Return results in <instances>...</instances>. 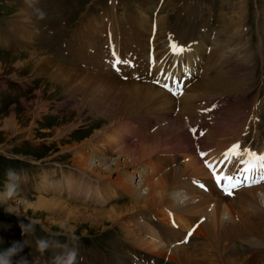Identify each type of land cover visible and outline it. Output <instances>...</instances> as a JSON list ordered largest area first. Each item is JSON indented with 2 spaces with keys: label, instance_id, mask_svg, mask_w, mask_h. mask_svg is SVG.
Wrapping results in <instances>:
<instances>
[{
  "label": "rangeland",
  "instance_id": "rangeland-1",
  "mask_svg": "<svg viewBox=\"0 0 264 264\" xmlns=\"http://www.w3.org/2000/svg\"><path fill=\"white\" fill-rule=\"evenodd\" d=\"M35 8L46 16L39 19ZM63 19L66 26H71L68 30L63 28ZM203 25L209 32H199ZM0 30L4 36L10 34L0 38V192L4 191L6 169L13 168L22 175L18 194L0 205V251L14 242L24 244L22 252L12 258L13 264H18L21 257L29 264H52L54 251L41 256L36 250V239L56 238L50 233L61 232V225L74 229L80 237L78 264H84L87 256L94 257V264H118L123 243L132 244L146 259L141 260L139 252L126 245L123 252L138 257L132 264H151L152 260L154 264H264V248L254 247L257 241H225L218 222L227 217V205L235 224L245 222L242 226H249L250 207L244 203L257 207L258 214L264 206V185L232 191L226 196L218 191L217 195L205 193L199 185L204 175L190 174L185 165L192 155L199 158L205 170L208 162H202L192 146L190 151H182L176 145L181 134L191 141L201 137L205 152L216 153L211 148L218 150L220 144L230 141L235 120H243L252 109L257 115L253 119L256 125L249 126L245 140L251 150L260 153L264 139V0H35L33 7L27 0H0ZM43 33H62L57 55L51 51L56 49L55 40L45 42ZM11 39L20 46L13 47L15 52L2 45ZM166 39L171 45L186 46L181 53L170 48L164 61L165 55L160 56L161 41ZM191 42L193 47H188ZM162 46L166 48V44ZM203 51L208 55L210 69L207 60L204 64L202 60L201 65H206L208 71L200 65L199 75L197 62L196 73L183 95L182 90L169 95L166 89L178 86V82L168 72L187 71L196 56L205 54ZM149 71L161 78L165 74V79L153 81L147 75ZM129 85L151 86L156 92L147 99L151 100L149 103L145 99L136 102L128 96L116 99L117 90ZM93 87L96 90L91 94ZM218 95L224 99L215 109L213 100ZM112 101L116 103L113 111ZM130 104L140 106L141 111L115 122L108 130L104 128L115 115H123L118 112ZM122 126L130 129L125 132L119 129ZM110 133H117L118 138H109ZM149 137L161 141L152 155L139 156L135 164L120 155L121 147L134 149L140 139ZM178 152L184 153L186 161H182L183 156H176ZM85 159L94 161L95 173H100L101 178L92 180L90 174H82L78 161ZM101 161L111 170L105 171L106 165L102 166ZM116 161L119 168L114 165ZM142 163H152L156 168L143 172ZM138 168L144 184L140 192L161 183L160 188L169 189L159 188L168 205L177 207L188 198L189 206L201 204L205 197L210 203H220L222 198L215 220L219 230H213L215 225L208 220V227H200L199 232L197 227L205 218L201 215L193 217L192 233L181 234L166 233L169 226L163 223L156 228L145 215L134 221L136 214H146L148 208L133 213L124 211L114 217L111 210L130 199L124 186L137 185L138 177L133 173ZM187 189L189 194H181L178 200L177 194ZM38 201H42L41 206ZM29 221L37 222L34 234H24L20 227ZM143 222L145 228L148 226L146 231L140 227ZM156 233L172 237L173 242L184 234L191 240L186 246L182 243L172 247L173 242L162 243ZM58 238L63 242V235ZM94 243H99L104 252L92 248Z\"/></svg>",
  "mask_w": 264,
  "mask_h": 264
},
{
  "label": "bare ground",
  "instance_id": "bare-ground-1",
  "mask_svg": "<svg viewBox=\"0 0 264 264\" xmlns=\"http://www.w3.org/2000/svg\"><path fill=\"white\" fill-rule=\"evenodd\" d=\"M184 55V54H183ZM185 56L188 58L189 55L186 53ZM28 57V56H27ZM37 60V57H35ZM30 59L33 61L34 58L33 57H30ZM159 61V60H158ZM37 62V61H35ZM158 65V64H157ZM218 77V76H217ZM216 77V78H217ZM211 78L209 79V82H211ZM208 84V83H207ZM202 85V84H201ZM91 86V85H89ZM142 86V85H141ZM205 86V85H204ZM212 86V85H211ZM105 87V86H104ZM201 87V86H200ZM86 89V88H85ZM96 88L93 87V90L91 92V94L93 92H95ZM111 90V89H110ZM118 93L116 92V99H120L118 96H125V97H133V99L138 102V101H142L143 99H145L146 103H149L151 102V100H147L148 98H151L154 94V92H156V89L154 87H148V86H143V87H139V86H136V88H133L132 86L129 85L125 87V89H118L117 90ZM145 91L147 93H145ZM159 91V90H158ZM111 94V93H110ZM165 94V93H164ZM114 97H115V92L112 94ZM166 96V95H165ZM160 97V96H159ZM153 98V97H152ZM151 98V99H152ZM115 99V100H116ZM111 101V100H110ZM112 103V105L114 104V106L110 109L113 111V109H116L114 107H116V103L114 101L110 102ZM154 103V102H153ZM137 104V103H135ZM93 105V104H92ZM111 105V106H112ZM132 104L128 105V107H124L122 109H120V112L118 113H123L120 114V115H115L113 118H111L108 122H109V125L104 127L105 129L107 127H109L110 125H113L115 122L117 121H124L125 118L128 119L127 117L128 116H131L133 117L134 114H137V112H139V110L141 111V107H134V106H131ZM167 105V104H166ZM169 106V105H167ZM181 106V105H180ZM185 107V106H184ZM109 109V108H108ZM139 109V110H138ZM169 109H170V106H169ZM119 110V109H118ZM117 111L114 113L112 112V114H116ZM139 114V113H138ZM135 117V116H134ZM132 119V118H130ZM197 121L198 119L195 120L194 124L195 126L197 125ZM193 122V121H192ZM121 125V124H120ZM112 127V126H111ZM110 127V128H111ZM110 128H107L110 129ZM120 130H124L125 132L128 131V129L130 128H123L120 127L119 128ZM119 129H117V132L119 131ZM104 132V131H103ZM124 132V133H125ZM102 133V132H101ZM128 133V132H127ZM111 135H109L108 137L109 138H118L116 135L117 133H110ZM184 135L181 134L179 135V140H177V143L176 145L179 146L178 149L180 150H184L186 151L185 149L189 150L190 146L189 143L192 144L193 141L189 140L188 138L186 137H183ZM175 139V138H174ZM200 140V139H199ZM203 139H201L202 141ZM200 141V142H201ZM172 142V141H171ZM176 142V141H175ZM186 142V143H185ZM189 142V143H188ZM161 144V141L159 140H154V138L152 137H149L148 139L146 138H143L142 141L141 139L137 142V145L134 147V149H130V148H127V147H121L119 152H120V155L121 156H124L125 158H128L129 159V163L130 162H133L132 164H135V163H138L140 160L139 156L140 157H148L150 155H152L160 146ZM175 144V143H174ZM202 144V143H201ZM216 144V143H215ZM240 145V144H239ZM203 148V146H202ZM205 148V147H204ZM240 148H243V147H240ZM130 149V150H129ZM242 150V149H241ZM190 151V150H189ZM190 153V152H189ZM210 154L211 152L209 151V153L205 152V156L203 157L202 162L203 161H206V162H209L210 159H213L215 157H210ZM138 157V158H137ZM198 158V157H197ZM196 158V156L194 157L192 155L191 157V161L188 162L185 167H188L189 171H190V174L191 172H196V173H200V174H205L206 173V170L202 167L201 165V161H199L198 159ZM78 169L81 170L82 174L84 176H90L92 177V180L94 178V180L96 179H99L101 178V174L100 173H95V168H96V165L94 164V161L92 159H85V160H81V161H78ZM127 164L126 165H129L128 162H126ZM100 164L103 166V165H106L104 167L105 171H110V166H107L106 163L104 162H100ZM203 164V163H202ZM208 164V163H206ZM116 168H119V161H116L115 164ZM98 167L99 164H98ZM206 167V166H204ZM135 169V167H134ZM140 168H138V171H135V172H140L139 170ZM176 170V169H175ZM94 172V173H93ZM134 172V173H135ZM94 176V177H93ZM90 177V178H91ZM205 177V176H204ZM144 184H142V181H139L137 183L136 186H130V187H125L124 188L127 190L126 192H129L131 194H134L135 196L131 195L128 193V195L130 196V199L127 203L119 206V207H115L114 209L111 210V212H113L112 214H114V217L116 216H119L118 214H122V212H140L142 209L144 208H148V213H152L153 215L150 214V216H153L151 217L153 220L156 219V217H158V221H160L159 223L160 224H165V225H168L169 226V229L171 228H177L178 230L177 231H173V233L175 232V234H181L180 232L183 231V233H192V226L190 224H192V219L194 221V218L195 215H201V217H205L202 222L200 220V224L198 225L197 229L199 230V232H201L200 230V227H208V220H211L212 222V226L216 224V219L217 218V213L219 212V208H220V204L222 205V201L223 199L221 198L220 199V203H219V200H217V202L215 203H210L209 199H207L206 197L205 198H202L203 199V203L201 204H194V205H190L189 206V198L188 199H185L184 202H182V204H177V207L176 205L174 204V206H171V205H168V199L165 200L163 199V194L160 195V189H164L162 191H166L167 189L166 188H160V185L161 183L157 186V185H154V186H147L146 187V190L144 191V193L140 192L141 191V188L143 187ZM186 185V184H185ZM176 187V186H175ZM175 187L171 188L170 190H174ZM122 188V187H121ZM131 188V189H130ZM160 188V189H159ZM159 189V190H158ZM259 190H262L260 188H258ZM177 190V189H176ZM175 190V191H176ZM169 191V189L167 190ZM163 193V192H162ZM172 193V192H171ZM114 194V193H113ZM176 194V193H175ZM174 194V195H175ZM181 195L183 193H178V195ZM172 195V194H171ZM263 195V194H262ZM176 196V195H175ZM183 196V195H182ZM168 197V196H167ZM173 199V195L171 196ZM171 198V199H172ZM184 198H186V196L184 195ZM158 199V203L159 204H164V205H167V206H162L161 208H155L157 207V205H159L157 202L154 203V201ZM175 200V199H174ZM246 200H248V198L246 197ZM173 201V200H172ZM201 201V199H200ZM50 202V201H49ZM174 202V201H173ZM41 203L42 201H38V205L41 206ZM44 203V202H43ZM51 203V202H50ZM180 203V202H179ZM47 204V202H46ZM60 204V203H59ZM169 204H172V202H169ZM203 205H206L204 206V209L201 210L200 212V207ZM246 205H248V207H250V211H249V215L251 216H248L249 217V220L251 221L250 225L249 226H242L244 223H242V225H239V224H235V222H233V217L231 215V211L229 210L230 208L225 205V215L227 217L223 218L222 220L218 221L219 222V225H221L220 229H221V233L223 234L221 236V239H224L225 241H229V242H233L234 240L236 239H240V240H243V241H246L247 243H253V242H256V241H260V242H264V230L262 228H264V206H263V209H260L258 214L255 212V210L257 209V207L249 204V202L247 201L246 203H244ZM45 205V204H43ZM48 205V204H47ZM52 205V204H51ZM233 205V204H232ZM231 205V206H232ZM53 206V205H52ZM46 207V205L44 206V208ZM62 207V206H61ZM60 207V208H61ZM26 208V207H25ZM50 208V207H49ZM229 208V209H228ZM56 209V208H55ZM67 209V208H66ZM168 209V211H167ZM172 209H174L175 211H172ZM50 210V209H49ZM152 210V211H150ZM205 210H208V211H205ZM52 211V210H50ZM62 211V210H61ZM203 211L206 212L203 214ZM64 212V211H63ZM111 212H110V216H111ZM143 212V211H142ZM208 212V213H207ZM156 213V216H154V214ZM246 215V214H245ZM105 216V215H104ZM244 216V215H243ZM103 217V216H102ZM192 217V218H191ZM245 217V216H244ZM112 218V216L110 217ZM242 219V218H241ZM157 220V219H156ZM207 220V221H206ZM216 220V221H215ZM244 221H247L245 219H243ZM242 220V221H243ZM210 224V223H209ZM246 224V223H245ZM175 226V227H173ZM211 226V227H212ZM216 226V225H215ZM214 226V227H215ZM164 227V226H163ZM213 227V230L217 228V226L214 228ZM219 227V226H218ZM165 228V227H164ZM205 228V227H204ZM166 229V228H165ZM168 229V230H169ZM210 229V228H209ZM218 229V228H217ZM211 230V229H210ZM219 230V229H218ZM208 231V230H207ZM206 231V233H207ZM212 231V230H211ZM205 232V231H204ZM210 232V231H209ZM217 232V231H216ZM220 232V231H218ZM205 233V234H206ZM211 233V232H210ZM214 233V231L212 232ZM174 234V235H175ZM196 234V232L193 233V235ZM208 234V233H207ZM206 234V235H207ZM210 236V234H208ZM209 236H206L209 238ZM212 236V235H211ZM219 237V234L217 235ZM165 237V236H164ZM176 237V236H175ZM249 238L253 239L255 238L254 240H250ZM220 239V238H219ZM223 241V240H221ZM235 242V241H234ZM255 245V244H254ZM223 248V247H222ZM260 249V248H259ZM262 249V248H261ZM222 251V250H221ZM178 252V251H177ZM257 253V252H256ZM161 254V253H160ZM162 255V254H161ZM160 255V256H161ZM224 255V254H223ZM226 255V254H225ZM177 256V255H176ZM179 259L180 256H177ZM222 258V256H221ZM186 260V259H185ZM181 261V260H180ZM224 262V261H223Z\"/></svg>",
  "mask_w": 264,
  "mask_h": 264
},
{
  "label": "clouds",
  "instance_id": "clouds-1",
  "mask_svg": "<svg viewBox=\"0 0 264 264\" xmlns=\"http://www.w3.org/2000/svg\"><path fill=\"white\" fill-rule=\"evenodd\" d=\"M29 7L34 6L35 0H27ZM39 19H43L46 16L39 8H35ZM6 183L4 191L0 192V205H5L9 200H12L19 191L20 182L22 179L21 172L16 171L13 168H8L5 171ZM7 210V209H6ZM36 221H29L27 224L21 223L20 227L24 234H34ZM62 231L58 233H50L53 239L37 238L36 250L43 256L49 250L54 251L52 258V264H78L79 256V241L80 237L75 234L74 229L65 228L61 225ZM63 235V242L58 238ZM24 244L14 242L9 248L0 251V264H13L12 258L19 255L22 252ZM256 248H264V242L257 241L254 245ZM61 250L55 252V250ZM18 264H29L26 258L21 257Z\"/></svg>",
  "mask_w": 264,
  "mask_h": 264
},
{
  "label": "snow or ice",
  "instance_id": "snow-or-ice-1",
  "mask_svg": "<svg viewBox=\"0 0 264 264\" xmlns=\"http://www.w3.org/2000/svg\"><path fill=\"white\" fill-rule=\"evenodd\" d=\"M238 147H239L238 145L232 146L233 149L238 148ZM231 151H232V149H229V152H226L225 155L226 156L229 155L231 153ZM246 155L249 157V159L244 161V163L246 165H248L247 167L244 168V172L248 173V172L252 171V168L254 166H257L254 163V161H259L258 167L261 170V176H260V179L257 180L256 182H264V155L257 156V154L252 153L251 151H248L246 153ZM210 170H211V168H210ZM249 179L251 180L252 178L250 177ZM234 186L239 187V186H244V185L242 184L241 181L236 180ZM228 194H231V191H229Z\"/></svg>",
  "mask_w": 264,
  "mask_h": 264
}]
</instances>
